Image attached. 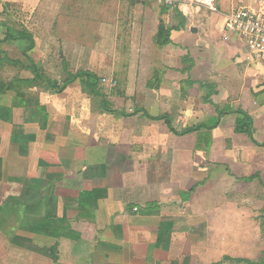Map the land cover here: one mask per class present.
Listing matches in <instances>:
<instances>
[{
    "label": "crops",
    "instance_id": "crops-1",
    "mask_svg": "<svg viewBox=\"0 0 264 264\" xmlns=\"http://www.w3.org/2000/svg\"><path fill=\"white\" fill-rule=\"evenodd\" d=\"M23 6L21 21L7 16L0 24V264H222L223 257L264 264L262 254L253 255L254 235L230 236L233 246L223 250V228L234 217L226 214L252 210L238 206L235 194L238 178L251 179L256 166V145L236 131L238 115L228 109L216 127L184 135L152 118L167 114L177 130L213 126L214 104L242 105L254 117L256 140H264L257 137H264V60H248L224 27L234 10L264 12V0ZM19 32L32 35V48L30 39H6ZM74 40L89 63L78 70L104 82L132 50L126 63H191L185 82L205 93L185 92L175 103L171 91L150 86L148 75L137 93L114 95L100 86L108 111L93 79L78 78L62 91L49 83L61 85L52 72L70 62L62 54L58 64L51 51ZM153 45L160 56L149 53Z\"/></svg>",
    "mask_w": 264,
    "mask_h": 264
},
{
    "label": "rangeland",
    "instance_id": "rangeland-1",
    "mask_svg": "<svg viewBox=\"0 0 264 264\" xmlns=\"http://www.w3.org/2000/svg\"><path fill=\"white\" fill-rule=\"evenodd\" d=\"M13 0H0V24L4 21L3 19L9 17H16L19 18V21L22 20V13L24 12V6L23 1L26 0H17V3L14 6ZM28 7V6H27ZM30 7H32L30 5ZM30 11V10H29ZM133 12V11H131ZM15 18V19H16ZM129 26L128 28L131 30V33H133V30L136 27V20L132 18L131 20H128L127 23ZM137 27H140V24H137ZM2 28H5L4 24ZM70 41V40H68ZM70 44L69 42L63 46V52L58 51H51L50 54L55 55L58 64H60V59H62L64 56L68 59H70L69 63H64L65 69L63 70L62 67H59L58 73L56 74L54 71L52 72L55 77H57L58 82L62 84L64 79L68 76V73L66 70H68V67H66L67 64H70L72 69V72H76L79 69H86L89 63H86V57L85 52L83 54H80L81 48H82V42L81 41H75ZM99 45V44H98ZM110 45V44H109ZM100 47V46H99ZM150 48V45H148ZM156 46L153 45L152 51L149 52L150 54H155L160 56V51H156ZM151 50V49H150ZM134 53L132 50L128 54ZM62 54L64 56L62 57ZM119 53L117 52L116 55ZM128 56H126V60L129 59ZM131 61H134V54L131 56ZM117 63L118 68L116 70H111L110 72L104 73L107 77V81H103V77L100 76L99 85L107 90L110 94H124V93H137L139 90L143 89L144 83H145V77L146 76H152L150 78V86L152 87H158L159 91H171L173 96L177 99L175 103H178L181 99L179 97L183 96L185 92L187 95L190 92H193L195 95H199L200 98L203 95L202 93H205V90L200 91L202 88H198L197 86L189 90L187 82H185L184 76H186L188 67L191 65V63H130L127 61L126 63ZM119 61H122L119 59ZM162 61V60H161ZM258 63V62H256ZM52 65L54 63H51ZM97 64V63H95ZM259 64V63H258ZM264 64V63H263ZM5 74L6 71H5ZM172 75H175V77H172ZM113 78V79H111ZM152 79V80H151ZM112 85V86H110ZM206 86V85H202ZM192 90V91H191ZM207 91V90H206ZM203 97V96H202ZM182 98V97H181ZM107 99V98H106ZM108 101V99H107ZM230 103L231 100L229 99ZM109 102V101H108ZM206 102L209 104L208 98L206 99ZM130 106L131 104H134V100L129 102ZM110 104V102H109ZM114 104V103H113ZM232 104V103H231ZM133 106V105H132ZM211 107V105H209ZM225 109L222 110H236V109H244L242 105L233 107H227L228 105H224ZM134 107V106H133ZM256 107V105H255ZM135 109V108H133ZM237 115V114H236ZM240 118V117H239ZM184 128H181L179 130H183ZM255 131V130H254ZM255 134V133H254ZM261 133H258L257 137L259 139H263L264 137H260ZM252 141V140H251ZM253 142V141H252ZM264 142V140L260 141ZM256 145V144H255ZM246 148V147H245ZM255 168L253 171H250L249 169V176L253 177L251 179H243L242 177L238 178V182L235 184V191L237 194L238 199L241 201V205H247L248 207L252 208L251 211L247 212H232L226 214V216L233 215L234 217L230 222H227V226L223 228V235H227V242L224 244V251L229 249L230 245H228V242L233 246V243L230 242L229 237L230 236H237L243 238V236L251 237L256 236V240H254V256H264V146H258L255 147ZM250 151V150H249ZM261 155H260V154ZM229 188V186H227ZM234 188V186L232 187ZM243 195V197H242ZM236 197V200H237ZM238 200V201H239ZM254 209V210H253ZM249 215L247 220L244 221V216ZM246 219V218H245ZM234 234V235H233ZM242 240V239H241ZM234 241V240H233ZM236 241V240H235ZM241 244V243H240ZM238 244V245H240ZM238 247V246H236ZM232 255V254H231ZM224 264H247L246 262L239 263L237 259L234 257L232 258H225L218 263ZM241 262V261H240ZM262 260L257 261L253 264H262Z\"/></svg>",
    "mask_w": 264,
    "mask_h": 264
},
{
    "label": "trees",
    "instance_id": "trees-1",
    "mask_svg": "<svg viewBox=\"0 0 264 264\" xmlns=\"http://www.w3.org/2000/svg\"><path fill=\"white\" fill-rule=\"evenodd\" d=\"M166 31L164 30V23L162 22L160 25V30H159V42L160 43H168L170 42V39L167 38L165 36ZM168 33V31H167ZM165 36V37H164ZM6 39H13V40H18V39H30L31 40V45L30 48L33 47V37L32 35H30L29 33H25V32H19L18 34L14 35V34H7ZM1 42V40H0ZM39 76V75H38ZM78 78H83V79H93V83H92V91L96 96H99L101 98V103L102 106L108 110L111 111L112 109L109 106V102L107 101L102 88H100L99 85V77L98 75H96L95 73L88 71V70H78L76 72H68V76L64 79V81L62 82L61 85H54V83L49 82L53 87H55L57 90L62 91L64 90L69 84H71L72 82H74L76 79ZM215 109L218 113V120L216 122L215 125L213 126H208V125H196V126H190V127H186L183 130H177L174 128V126L172 125V122L170 120L169 115L165 114V115H161V116H156V117H152L153 119H164L166 121V123L168 124V126L170 127V129L175 132L177 135H184V134H188L194 131H197L203 127L206 128H214L217 126V124L219 123L220 119L222 118L223 115L228 114L231 111L228 110H222L218 105L214 104ZM139 111V110H137ZM232 112L236 113L238 115V117H240V121L238 123H236V131L238 132H242L245 133L249 136V138L253 141L254 144L258 145V146H264V142H258L255 138V132H254V117L246 112L243 109H236V110H232ZM124 115H128V114H124Z\"/></svg>",
    "mask_w": 264,
    "mask_h": 264
},
{
    "label": "built area",
    "instance_id": "built-area-1",
    "mask_svg": "<svg viewBox=\"0 0 264 264\" xmlns=\"http://www.w3.org/2000/svg\"><path fill=\"white\" fill-rule=\"evenodd\" d=\"M167 2L174 3V0ZM224 27L229 38L232 36L241 41L248 60L253 63L264 60V12L251 9L234 10L225 15Z\"/></svg>",
    "mask_w": 264,
    "mask_h": 264
}]
</instances>
